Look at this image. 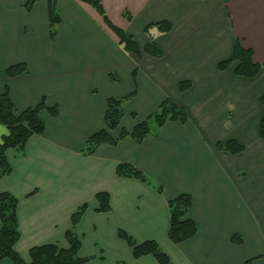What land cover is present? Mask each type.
Segmentation results:
<instances>
[{
    "label": "crops",
    "instance_id": "0c3cea01",
    "mask_svg": "<svg viewBox=\"0 0 264 264\" xmlns=\"http://www.w3.org/2000/svg\"><path fill=\"white\" fill-rule=\"evenodd\" d=\"M0 0V94L8 91L17 112L44 98L55 107L39 112L43 132L23 151H6L12 171L0 192L16 197L20 238L14 249L29 262L33 246H68L65 232L74 210L87 208L77 226L83 264H158L152 255L133 258L119 229L135 242L155 240L173 264H264V68L254 77L235 73L237 41L264 63V0H100L107 19L130 35L139 55L124 51L102 17L81 0H56L60 21L49 35L47 0ZM124 12L130 16L126 19ZM171 28L154 37L159 57L143 51L152 22ZM18 63L26 71L8 77ZM190 86L179 90L178 84ZM127 98L120 129L128 132L157 111L164 99L184 108L187 121L167 120L141 142L125 137L93 154L86 140L105 128L106 101ZM6 128L0 124V139ZM233 139L238 153L218 148ZM128 163L149 183L116 174ZM161 186V192L156 187ZM107 192L110 209L96 210ZM186 193V218L196 226L178 244L167 237V201ZM238 235V243L232 235ZM0 264H13L8 258Z\"/></svg>",
    "mask_w": 264,
    "mask_h": 264
},
{
    "label": "trees",
    "instance_id": "16d2710c",
    "mask_svg": "<svg viewBox=\"0 0 264 264\" xmlns=\"http://www.w3.org/2000/svg\"><path fill=\"white\" fill-rule=\"evenodd\" d=\"M36 0H27L24 8L29 11ZM92 6L102 17L105 25L117 36L122 49L127 52L139 55V48L134 39L127 35L122 29L113 25L106 17L100 0H81ZM48 4V20L49 35L54 36V27L60 21V15L57 10L56 0H47ZM126 19L130 16L124 12ZM155 28L159 32H167L171 28L168 21L152 22L145 26L144 31L149 37L148 43L144 46L143 51L151 56L159 57L160 51L157 48L154 37L150 32L151 28ZM236 62L235 73L242 77H254L260 69L264 68V63H258L253 60L252 51L243 47L239 41L236 42L232 55L227 60L218 63L219 69L226 68L231 62ZM26 71V65L18 63L9 66L5 70L8 77L19 75ZM190 86L187 81L178 84L179 90H185ZM131 95L124 97H110L106 101V111L104 115L105 128L92 134L86 140L83 152L85 154H93L97 147L103 143L116 144L120 139L129 137L136 142H141L147 135L161 127L167 120H177L181 123L188 119L184 108L177 105L170 99H164L157 111L152 113L142 123L136 124L131 131L123 128L117 138L110 135V131L119 127L123 115V102ZM260 102L264 108V94L260 98ZM46 109L51 115L55 116L57 109L55 107L46 106L44 98L36 106L29 107L21 112H17L8 95V91L0 94V124L6 128V133L0 139V178L9 175L12 171L11 165L7 159L6 151L10 148L18 152L23 151L28 138L32 135H39L43 132V124L39 118V112ZM153 123L155 130L151 127ZM154 130V131H153ZM259 135L264 139V119H262L259 128ZM218 148H222L230 153H238L244 150V146L233 139L227 140L225 143H218ZM116 174L120 177L134 178L144 183H149L148 178L141 171L128 163H118L116 166ZM161 192L162 187H156ZM97 200L96 210L106 212L110 209L109 196L107 192H98L95 195ZM17 199L7 191L0 192V261L8 258L13 264H83L89 258L80 257L78 252L80 249V238L77 234V226L87 208L84 203L78 206L70 216V226L65 232V240L68 244L66 248L56 243H47L33 246L29 249V262H26L14 249L15 244L20 238L18 229V219L16 214ZM191 205V197L189 194L182 193L174 199L167 201L169 212V224L167 230L168 239L178 244L193 236L196 232L195 223L186 218V212ZM117 235L131 249L133 258H139L143 255H152L158 264H173L169 256L160 248L155 240H146L137 243L124 230L119 229ZM240 240L238 235H232V242L238 243ZM117 264H124L118 262Z\"/></svg>",
    "mask_w": 264,
    "mask_h": 264
},
{
    "label": "rangeland",
    "instance_id": "374dc122",
    "mask_svg": "<svg viewBox=\"0 0 264 264\" xmlns=\"http://www.w3.org/2000/svg\"><path fill=\"white\" fill-rule=\"evenodd\" d=\"M55 28H56V26L54 27V31H55ZM153 30H154V27L150 29V32L152 33ZM150 125L153 126V123L151 122Z\"/></svg>",
    "mask_w": 264,
    "mask_h": 264
}]
</instances>
